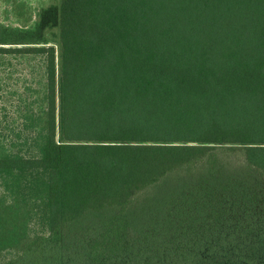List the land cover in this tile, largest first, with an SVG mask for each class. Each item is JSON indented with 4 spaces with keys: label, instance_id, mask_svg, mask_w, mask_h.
Returning a JSON list of instances; mask_svg holds the SVG:
<instances>
[{
    "label": "trees",
    "instance_id": "16d2710c",
    "mask_svg": "<svg viewBox=\"0 0 264 264\" xmlns=\"http://www.w3.org/2000/svg\"><path fill=\"white\" fill-rule=\"evenodd\" d=\"M54 23L0 46L23 264H264V0H58Z\"/></svg>",
    "mask_w": 264,
    "mask_h": 264
},
{
    "label": "rangeland",
    "instance_id": "374dc122",
    "mask_svg": "<svg viewBox=\"0 0 264 264\" xmlns=\"http://www.w3.org/2000/svg\"><path fill=\"white\" fill-rule=\"evenodd\" d=\"M57 7L58 0H0V46L56 45ZM22 139L23 57L0 56V156L11 149L7 144ZM0 231V264L11 259L23 264V203L0 204ZM47 256L36 258L37 263L51 264Z\"/></svg>",
    "mask_w": 264,
    "mask_h": 264
}]
</instances>
